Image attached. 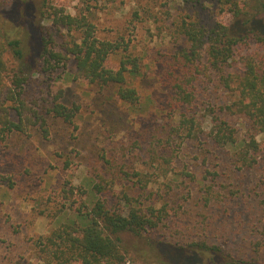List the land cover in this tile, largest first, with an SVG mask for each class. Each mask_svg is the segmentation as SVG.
<instances>
[{
    "label": "rangeland",
    "instance_id": "374dc122",
    "mask_svg": "<svg viewBox=\"0 0 264 264\" xmlns=\"http://www.w3.org/2000/svg\"><path fill=\"white\" fill-rule=\"evenodd\" d=\"M17 1L0 0V26L24 38L30 81L23 97L42 118L27 133L11 132L0 144V264H46L37 241L58 227L57 215L65 209L67 158L74 162L69 173L79 200L85 188L81 183L93 175L143 204L174 205L156 238L153 233L121 234L122 247L128 251L124 264H164L163 256L153 254L160 240L174 244L203 240L236 258L264 263V132L225 112L237 91L226 87L221 72L193 80L197 92L193 106L201 119L208 113L198 136H186L178 151L173 139L174 149L168 142L167 131L181 113L174 105L173 83L192 75L182 58L189 42L179 24L183 19L206 27L228 23L233 18L231 6L220 0H27V23ZM54 10L86 16L99 38L120 41L142 57V76L127 78L143 100H151L145 112H131L114 94V86L75 78L73 54L66 62L53 60L55 67L45 71L36 65L35 42L42 35L54 51L66 52V45L80 41L81 30L54 22ZM240 21L234 23L237 29ZM120 53L110 55L109 66H119ZM7 57L10 65L16 64L11 52ZM240 66L233 63L225 70L238 71ZM55 102L79 106L74 124L51 111ZM212 110L241 127L242 133H255L262 149L256 163L246 166L236 154L207 141ZM109 192L107 196H113L109 204L115 206L119 200Z\"/></svg>",
    "mask_w": 264,
    "mask_h": 264
},
{
    "label": "trees",
    "instance_id": "16d2710c",
    "mask_svg": "<svg viewBox=\"0 0 264 264\" xmlns=\"http://www.w3.org/2000/svg\"><path fill=\"white\" fill-rule=\"evenodd\" d=\"M220 1L231 6L233 18L230 22L217 21L206 27L198 21L183 19L179 24L180 31L189 42L182 58L192 75L177 77L172 86L174 105L181 109V113L179 121L167 133L168 142L173 149L175 145L177 151L186 136H198L203 118H208L206 113L207 117L204 115L201 119L193 106L197 99L193 80L203 79L215 72H221L226 87L237 91L233 93L235 99L225 106V112L244 118L250 129L264 132V0ZM17 2L23 10V20L24 15L29 13V3L27 0ZM51 14L54 22L68 28H79L80 41L75 40L72 45H66V52L54 51L49 49L42 35L35 42L34 52L38 56L36 65L40 64L45 71L55 67L53 60L66 62L68 54H73L76 59L75 78L102 87L114 86V94L128 105L131 112H145L151 100H143L138 88L127 78V75L132 80L142 76V57L133 55L120 41L99 38L95 25L84 15L60 14L57 10ZM237 19H241L239 29L234 25ZM23 44L22 35L16 36L7 26H0V144L5 142L11 132L27 133L42 118L39 111L23 97L30 81ZM121 50L123 53H120ZM8 52H11L16 64L10 65ZM119 53V66H109L110 55ZM233 63L241 65L238 71L226 72L225 69ZM78 110V105L67 106L62 102H55L51 109L56 116L70 124H74ZM210 114L211 139L207 141L210 140L214 148H223L228 153L236 154L237 159L246 166L256 163L262 149L255 133H242L241 127L230 123L214 110ZM247 123H243L244 126ZM77 126L75 123L74 127ZM73 165L74 162L69 158L65 160L64 169L68 171L65 186L70 185L63 187L65 209H61L57 215L58 227L49 235L40 236L37 241L44 261L46 264H124L128 251L122 247L121 234L131 233L144 237L145 234L153 233L151 237L156 238L155 234L166 224L168 208L175 209L174 205L167 202L159 207L156 203L143 204L126 191L118 194L104 177L100 179L93 175H88V180L81 183L85 188L81 192L83 199L79 200L75 187L71 185L73 174L69 170ZM144 184H147V180ZM109 191L119 200L115 206L109 204L113 197L107 196ZM138 254L146 258L143 253ZM153 254L157 258L163 256L164 264H264L236 258L225 253L220 245L208 244L203 240L185 244L160 240Z\"/></svg>",
    "mask_w": 264,
    "mask_h": 264
}]
</instances>
